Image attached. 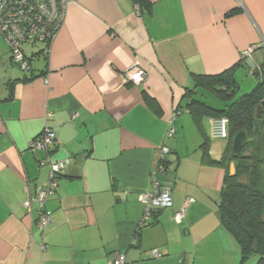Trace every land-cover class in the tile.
I'll use <instances>...</instances> for the list:
<instances>
[{
    "label": "crops",
    "instance_id": "crops-1",
    "mask_svg": "<svg viewBox=\"0 0 264 264\" xmlns=\"http://www.w3.org/2000/svg\"><path fill=\"white\" fill-rule=\"evenodd\" d=\"M148 1L137 12L133 0H69L48 52L24 45L26 72L0 34V264H110L118 253L124 264H239L218 214L225 169L201 147L217 160L226 141L212 137L209 117L197 128L185 96L192 73L234 66L237 80L245 65L253 75L264 67V0ZM134 65L147 73L137 85L123 78ZM45 126L59 144L30 149ZM162 147L169 169L156 175L172 204L142 222L138 195L153 190ZM63 160L41 229L40 205L23 203Z\"/></svg>",
    "mask_w": 264,
    "mask_h": 264
},
{
    "label": "trees",
    "instance_id": "trees-1",
    "mask_svg": "<svg viewBox=\"0 0 264 264\" xmlns=\"http://www.w3.org/2000/svg\"><path fill=\"white\" fill-rule=\"evenodd\" d=\"M133 1L139 10L143 7L150 11L148 0ZM234 12L232 10L228 15ZM253 73L257 78L256 85L239 96H236L239 83L234 75V66L213 75L192 73L193 87L187 89L185 96V108L202 133L203 117L227 119L226 146L221 157L217 160L209 158L206 140L201 147L209 163L225 169L218 214L221 225L239 246V264L252 255L258 257L256 264H264V111L260 117L256 115V107L264 99V67ZM206 93L215 98V102L210 101ZM146 99L151 101L148 97ZM242 130L246 131L248 140L238 156L233 157L232 137ZM231 162L235 164L233 175L228 171ZM160 165L162 172L169 169L166 155L160 160ZM157 211L153 210V213Z\"/></svg>",
    "mask_w": 264,
    "mask_h": 264
},
{
    "label": "built area",
    "instance_id": "built-area-1",
    "mask_svg": "<svg viewBox=\"0 0 264 264\" xmlns=\"http://www.w3.org/2000/svg\"><path fill=\"white\" fill-rule=\"evenodd\" d=\"M69 0H0V34L2 35L10 54V60L16 64L22 71L29 70V59L27 51L24 49L25 44L42 43L44 45L41 52L47 53L52 41L59 32L64 16L66 6ZM138 12V6L135 7ZM255 50L254 46L243 49L241 58L245 59L251 56ZM146 71L134 65L128 68L123 78L125 82L137 85L145 81ZM76 114H74L75 116ZM210 133L212 137L225 139L227 136V119L211 118ZM59 144L54 130L45 126L39 136L29 143L32 150L42 149L49 150L51 146ZM168 149L162 147L161 158L167 154ZM68 164V160L49 162L48 182L40 186L34 196L24 201L23 206L31 208L33 202L40 205V211L37 223L43 229L50 222V212L45 209L46 199L55 193L57 179L61 171ZM162 172L159 164L151 172L153 190L143 192L138 195V199L144 204L145 211L142 222L151 216L153 210L163 207H169L172 204L171 192L169 188H161L157 179V173ZM192 200L187 198L180 208L174 213V219L180 221L186 212L188 204ZM152 257H160L161 253L157 248L151 250ZM126 257L122 253L116 254L110 264H124Z\"/></svg>",
    "mask_w": 264,
    "mask_h": 264
},
{
    "label": "rangeland",
    "instance_id": "rangeland-1",
    "mask_svg": "<svg viewBox=\"0 0 264 264\" xmlns=\"http://www.w3.org/2000/svg\"><path fill=\"white\" fill-rule=\"evenodd\" d=\"M37 45H41V43L40 44H36L35 46H37ZM15 66L19 69V71L22 72V70L16 64H15ZM237 81L239 83V91L237 92L236 96H239L241 94H244L246 92H249L256 85L257 78L252 73H249V74L247 73V68H246V65H245V67L242 69V72H239V74L237 75ZM205 95L209 99H211V95L210 94L206 93ZM208 98H206V99H208ZM218 140L221 141V142L224 141L223 139H218ZM251 259H253L252 260V263L253 264H256L257 263V260H258V257L255 256V255H252V256L248 257L243 262V264H246L247 261H249Z\"/></svg>",
    "mask_w": 264,
    "mask_h": 264
},
{
    "label": "water",
    "instance_id": "water-1",
    "mask_svg": "<svg viewBox=\"0 0 264 264\" xmlns=\"http://www.w3.org/2000/svg\"><path fill=\"white\" fill-rule=\"evenodd\" d=\"M264 111V99H262L257 107H256V115L257 117H260L262 115V112ZM248 140V135L246 131H238L234 134L231 141V155L233 157L238 156L240 153L242 147ZM235 173V164L234 162H231L229 165V175H233Z\"/></svg>",
    "mask_w": 264,
    "mask_h": 264
}]
</instances>
